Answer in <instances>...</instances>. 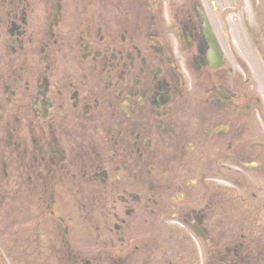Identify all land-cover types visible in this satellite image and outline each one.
<instances>
[{
    "label": "flooded vegetation",
    "instance_id": "af4514ba",
    "mask_svg": "<svg viewBox=\"0 0 264 264\" xmlns=\"http://www.w3.org/2000/svg\"><path fill=\"white\" fill-rule=\"evenodd\" d=\"M263 3L0 0V264H264Z\"/></svg>",
    "mask_w": 264,
    "mask_h": 264
},
{
    "label": "rangeland",
    "instance_id": "374dc122",
    "mask_svg": "<svg viewBox=\"0 0 264 264\" xmlns=\"http://www.w3.org/2000/svg\"><path fill=\"white\" fill-rule=\"evenodd\" d=\"M247 7L248 6L244 4V9L247 8ZM235 19H237V18H235ZM263 28H264V25H263ZM249 51L250 52H254V49L253 48L252 49L249 48ZM250 65H251L252 68L257 70L256 76H254V79L260 85L259 88L263 92V98H264V71H263V69H264V61L263 60H257V59H251L250 60ZM31 257H32V253L31 252H26V259H31ZM20 259H23V257H21Z\"/></svg>",
    "mask_w": 264,
    "mask_h": 264
}]
</instances>
